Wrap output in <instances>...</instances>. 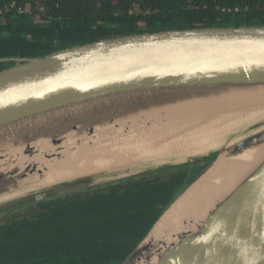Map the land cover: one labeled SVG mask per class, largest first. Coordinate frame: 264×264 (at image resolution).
<instances>
[{
  "label": "water",
  "instance_id": "obj_1",
  "mask_svg": "<svg viewBox=\"0 0 264 264\" xmlns=\"http://www.w3.org/2000/svg\"><path fill=\"white\" fill-rule=\"evenodd\" d=\"M0 211L32 200L167 167L197 169L120 264H264V115L209 146L127 169L57 181H17L41 140L122 127L127 133L192 106L264 94V25L168 29L102 38L39 57H0ZM260 154L200 211L161 227L164 215L220 155ZM118 173L99 184H78ZM76 185V186H75ZM70 187L65 191L58 188ZM30 194H27L29 193ZM32 192V193H31ZM22 195V196H21ZM6 202V203H5Z\"/></svg>",
  "mask_w": 264,
  "mask_h": 264
},
{
  "label": "trees",
  "instance_id": "obj_2",
  "mask_svg": "<svg viewBox=\"0 0 264 264\" xmlns=\"http://www.w3.org/2000/svg\"><path fill=\"white\" fill-rule=\"evenodd\" d=\"M263 25L264 0H0V57L132 33ZM190 166L1 210L0 264H120L194 175Z\"/></svg>",
  "mask_w": 264,
  "mask_h": 264
},
{
  "label": "bare ground",
  "instance_id": "obj_3",
  "mask_svg": "<svg viewBox=\"0 0 264 264\" xmlns=\"http://www.w3.org/2000/svg\"><path fill=\"white\" fill-rule=\"evenodd\" d=\"M258 115H264V94L192 106L165 114V122H151L140 130L133 127L127 133L122 127L96 129L90 136L76 138L70 135L58 147L41 140L36 146L37 154L26 160L19 157L21 170L26 164L34 165L41 174L27 172L23 179L20 175L16 179L19 182L39 179L56 183L101 171L124 170L155 158L203 149L222 132ZM259 154L256 150L240 158L220 155L164 215L160 226L167 227L176 219L200 211Z\"/></svg>",
  "mask_w": 264,
  "mask_h": 264
},
{
  "label": "rangeland",
  "instance_id": "obj_4",
  "mask_svg": "<svg viewBox=\"0 0 264 264\" xmlns=\"http://www.w3.org/2000/svg\"><path fill=\"white\" fill-rule=\"evenodd\" d=\"M117 175H118V173L102 174V175H98V176L83 180L76 185H79V184H99V183H103V182L115 179ZM71 187H73V186H70V187L65 186V187L58 188L57 190H58V192L59 191L61 192V191H65Z\"/></svg>",
  "mask_w": 264,
  "mask_h": 264
},
{
  "label": "flooded vegetation",
  "instance_id": "obj_5",
  "mask_svg": "<svg viewBox=\"0 0 264 264\" xmlns=\"http://www.w3.org/2000/svg\"><path fill=\"white\" fill-rule=\"evenodd\" d=\"M190 167H191V168H190V171H192V172H193L195 169H197V167H196V166H193V165H191Z\"/></svg>",
  "mask_w": 264,
  "mask_h": 264
}]
</instances>
